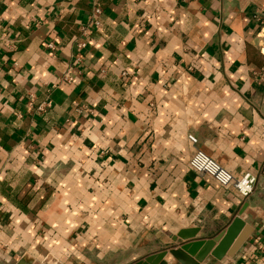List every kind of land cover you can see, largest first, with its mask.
I'll use <instances>...</instances> for the list:
<instances>
[{
  "label": "crops",
  "instance_id": "0c3cea01",
  "mask_svg": "<svg viewBox=\"0 0 264 264\" xmlns=\"http://www.w3.org/2000/svg\"><path fill=\"white\" fill-rule=\"evenodd\" d=\"M263 65L250 0H0V264H132L236 215L251 236L200 264H264Z\"/></svg>",
  "mask_w": 264,
  "mask_h": 264
},
{
  "label": "water",
  "instance_id": "95a60500",
  "mask_svg": "<svg viewBox=\"0 0 264 264\" xmlns=\"http://www.w3.org/2000/svg\"><path fill=\"white\" fill-rule=\"evenodd\" d=\"M242 211L240 212V214ZM253 227L248 225L240 215H236L228 226L218 234L207 238H195L197 229L181 231L178 238L185 242L171 246L157 253L146 256L132 264H167L164 257L170 253L179 264H200L208 256L221 260L226 256H234L245 244L253 232ZM52 259H47L43 264H53ZM15 264H40L24 255Z\"/></svg>",
  "mask_w": 264,
  "mask_h": 264
},
{
  "label": "built area",
  "instance_id": "2783aa9c",
  "mask_svg": "<svg viewBox=\"0 0 264 264\" xmlns=\"http://www.w3.org/2000/svg\"><path fill=\"white\" fill-rule=\"evenodd\" d=\"M187 2L195 1V0H185ZM250 4L252 7V13L254 20L260 25L264 26V0H250ZM101 4L96 2L94 12L89 16L88 26L92 27V24L98 25L99 22L95 19V15L101 13ZM87 27L83 29V32L86 33ZM81 45H84L82 43ZM51 46V45H50ZM256 79L263 87V94L261 98L258 100V106L262 112H264V65L261 66L254 73ZM44 106H39L38 111L43 112ZM189 139L196 143L197 139L193 135H189ZM188 167L195 171L196 173L209 176L214 179L217 183H219L223 187H233L235 188L241 196L244 198V201L252 196L257 188H258V178L252 174L251 172H245L240 176H236L226 168H224L221 164H219L216 160L211 158L207 153H205L201 149H197L193 155L191 156ZM259 248L264 250V241L259 245Z\"/></svg>",
  "mask_w": 264,
  "mask_h": 264
}]
</instances>
